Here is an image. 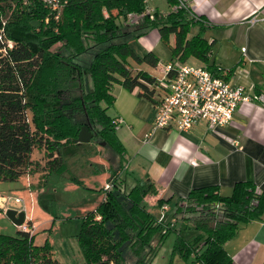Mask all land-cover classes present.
I'll return each instance as SVG.
<instances>
[{
	"label": "trees",
	"instance_id": "obj_1",
	"mask_svg": "<svg viewBox=\"0 0 264 264\" xmlns=\"http://www.w3.org/2000/svg\"><path fill=\"white\" fill-rule=\"evenodd\" d=\"M146 7L147 0H0V180H17L36 170L42 173L41 186L51 174L77 180L69 172L63 148L80 144L74 139L83 124L96 133L98 143L122 156L114 117L107 114L115 101L111 88H138V96L153 101L148 84L158 85L157 79L128 67V59L156 66L158 58L152 51L139 56L120 38L139 37L156 28L164 42L174 36L173 57L195 56L207 63V41L200 34L187 38L191 25L203 21L201 16L195 19L182 9H154L140 24L126 22L128 13ZM87 52L85 65L75 61ZM206 66L216 75L232 71ZM37 148L44 149L43 165L31 159ZM117 170L111 171V187L84 215L76 235L87 264H153L152 242L158 239L160 244L171 232H176L172 252L183 264H234L224 243L242 224L264 213V192L252 182L236 184L230 196H221L214 186L193 188L175 211L199 231L185 238L144 203L146 196L157 194L154 182L146 177L127 188ZM34 235L20 229L15 235L0 233V264H60L51 244L36 245Z\"/></svg>",
	"mask_w": 264,
	"mask_h": 264
},
{
	"label": "crops",
	"instance_id": "obj_2",
	"mask_svg": "<svg viewBox=\"0 0 264 264\" xmlns=\"http://www.w3.org/2000/svg\"><path fill=\"white\" fill-rule=\"evenodd\" d=\"M189 4L203 21L191 25L187 38L200 34L210 45L211 53L207 63L195 56H190L197 59L195 63H189L190 57L182 60L178 56L170 61L232 68L231 73L224 76L226 81L243 88L251 99L242 102L232 119L224 125L209 127L205 120H199L188 130H178L173 120L170 126L157 129L146 137L145 134L152 130L164 90L157 84H148L152 90V101L138 96V88L133 91L123 88L124 91H119L115 97L111 117L122 119L115 133L124 151L122 156L116 154L114 162L109 158L108 162L97 161L102 163L105 173L103 184L99 181L100 185H97L93 181L94 185L90 187L94 191L102 189L96 205L104 196L111 171L120 166L116 175L128 174L133 184L146 177L154 182L157 194L144 198L149 210L151 207L160 209L157 201L163 198L167 205L174 202L176 211L177 206L183 203L182 198L197 187L214 186L221 196H230L236 184L252 182L264 192V97H255L264 96V0H189ZM254 14L260 20L251 25L247 20ZM193 27L195 29L189 36ZM78 148L79 144H68L63 148L67 164L69 160L65 159V153L69 151L75 157L79 153ZM40 151L44 153L43 148ZM31 159L43 163L40 156L36 159L31 155ZM93 161L87 163L88 169L98 170L93 168L97 163ZM72 163L75 170L69 169V172L77 177L76 172H82L79 166L82 167L83 162L76 158ZM40 173L36 170L25 175L33 176L41 189L43 180ZM8 202L2 211L8 208ZM154 214L164 222H173L178 215L175 212L176 217H167L169 220L165 221L161 214ZM179 219L187 223L180 216ZM176 228L178 232L182 231V227ZM223 247L234 264H264V213L242 224ZM52 251L54 255L56 251ZM77 252L81 257L79 262L77 258L65 260L54 257L60 264H87L80 247ZM73 254L76 255L74 250Z\"/></svg>",
	"mask_w": 264,
	"mask_h": 264
},
{
	"label": "rangeland",
	"instance_id": "obj_3",
	"mask_svg": "<svg viewBox=\"0 0 264 264\" xmlns=\"http://www.w3.org/2000/svg\"><path fill=\"white\" fill-rule=\"evenodd\" d=\"M147 6L154 7L161 13H168L172 11L173 8V5L167 0H147ZM141 22L142 21H140V23ZM130 29L131 28H129V30ZM194 29L195 27L191 29L189 36L192 35ZM120 40H125L135 53L141 57H143L148 51H152L158 58L156 66H153L146 61L138 63L132 59H128V67L133 70L143 69L148 71L151 75L157 77L158 80L163 77V74L160 73L161 69L173 59L170 50V46L174 45L173 35L169 37L168 42H164L161 40L158 30L156 28H150L139 37L127 35L120 38ZM88 54L89 53L87 52L78 55L75 58V61L85 65L89 58ZM188 60L189 63H195L197 61V59L193 57H190ZM84 80L87 89L90 88L91 84L88 74L85 75ZM119 91H124L123 87L118 84L112 86L111 92L115 97L118 95L117 93ZM112 107L113 105L107 108V114L110 116L113 114ZM89 142L93 143H80L78 148L79 153L75 156L83 162V166H79V168L82 169V172L79 174L76 172L77 180L51 174L41 189L37 180L33 179V176L30 177V175L23 174L17 180L13 181L0 180V196L10 197L7 204L8 208H23L27 219H31L35 226V235L33 238L34 243L36 245H42L45 242L50 243L52 250L56 251L54 252V256L58 259L62 258L68 260L73 258L76 260L77 258L78 262L81 260L80 253L77 254L79 245L76 235L79 231L80 223L84 215L91 210L92 206H96L95 203L100 199L99 194L102 189L100 188L99 190L96 189L97 191H94L95 189H91L90 187L94 185V182L97 183V185H100L98 183L101 181L103 184V172L105 173L102 168V163H98L97 161L102 159L108 162L109 159H111V161L114 162L115 156L117 157L111 148L106 147L105 144L101 145L95 138L91 139ZM92 149H94V151H92ZM40 150L41 149L39 148L35 149L32 156L36 159L40 156V159L43 160V163H40V165H43L45 163V157L43 155L44 153ZM64 157L66 160H69L68 165L70 171L75 170V168L72 167V162L75 161L76 158L71 156L69 151L65 153ZM93 160L97 162L94 164L93 168L96 167L98 170L88 169L87 163L94 162ZM41 175L42 173H40V178L42 179ZM122 176L126 179L127 188L133 185V180L128 174H123ZM41 179L39 183H41ZM13 198L21 199L20 204H14L12 201ZM150 211L161 214L165 221L176 217L174 202H171L169 205L164 203L160 205V209H158V207H151ZM4 212V210H0V233L15 235L18 231L17 226L12 223ZM167 217L169 219H167ZM177 217L174 218L175 221L172 223L175 227H182L180 235L185 238L197 235L199 231L195 230L192 226H189V224L181 222L178 215ZM175 238L176 232H171L160 244H158V239H154L152 247L153 249L156 247V251L152 255L153 264L184 263V260L178 254H173L172 252ZM70 247L72 248L70 249ZM73 250L76 255L73 254ZM128 252L127 249L124 251L126 256ZM67 253L70 255L67 256Z\"/></svg>",
	"mask_w": 264,
	"mask_h": 264
},
{
	"label": "built area",
	"instance_id": "obj_4",
	"mask_svg": "<svg viewBox=\"0 0 264 264\" xmlns=\"http://www.w3.org/2000/svg\"><path fill=\"white\" fill-rule=\"evenodd\" d=\"M174 1L172 10H185L197 19V14L191 9L189 0ZM153 11L154 9L147 6L143 12L128 13L126 22L130 25L137 24L146 14L153 13ZM259 20L254 14L247 21L254 25ZM161 74L163 77L157 81L158 86L164 90V94L159 101L152 130L145 134L146 137L157 129L170 126L173 120L178 130H188L199 120H205L209 127L224 125L232 119L234 112L242 102L251 99L243 88L226 81L224 76L227 75V70L216 75L206 65L170 61L161 69ZM255 97L262 98L264 96L257 95ZM121 123L120 117H114L112 120L115 129ZM110 187L111 185L108 183L105 189ZM9 199L10 197L0 196L1 209ZM12 201L17 205L20 204L21 199L13 198ZM18 227L31 235L35 233V226L29 224L27 219Z\"/></svg>",
	"mask_w": 264,
	"mask_h": 264
},
{
	"label": "water",
	"instance_id": "obj_5",
	"mask_svg": "<svg viewBox=\"0 0 264 264\" xmlns=\"http://www.w3.org/2000/svg\"><path fill=\"white\" fill-rule=\"evenodd\" d=\"M96 133L92 131L86 124L81 125L77 137L74 139V143H87L95 137ZM104 145L105 143H100ZM5 215L12 221L16 226H20L26 221V213L23 209H16L9 207L5 210Z\"/></svg>",
	"mask_w": 264,
	"mask_h": 264
}]
</instances>
